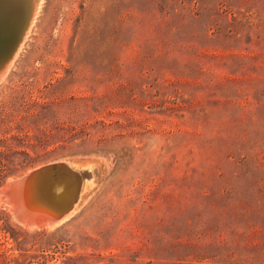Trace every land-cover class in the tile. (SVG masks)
Returning a JSON list of instances; mask_svg holds the SVG:
<instances>
[{"label": "rangeland", "instance_id": "1", "mask_svg": "<svg viewBox=\"0 0 264 264\" xmlns=\"http://www.w3.org/2000/svg\"><path fill=\"white\" fill-rule=\"evenodd\" d=\"M71 159L96 180L53 228L0 193V264H264V0H43L0 82V189Z\"/></svg>", "mask_w": 264, "mask_h": 264}, {"label": "water", "instance_id": "2", "mask_svg": "<svg viewBox=\"0 0 264 264\" xmlns=\"http://www.w3.org/2000/svg\"><path fill=\"white\" fill-rule=\"evenodd\" d=\"M37 0H15L14 11H6V2L0 1V82L3 75L15 55L19 52L27 32L31 27V23L36 13ZM10 16V21H9ZM59 162L47 163L36 169L31 170L22 176L8 181L1 189L0 193L5 201L11 205L13 215L19 223L29 225H43L52 221L49 212L40 209L22 210V201H20L19 190L20 186L26 179L41 180L44 177H53L55 172L65 173L73 180L70 184H74L73 193L76 196L79 191L80 183L77 180V175L68 170L64 166L57 164ZM56 170V171H54ZM54 171V172H53ZM85 176L88 175L84 172ZM56 178V177H55ZM68 206L67 208H69Z\"/></svg>", "mask_w": 264, "mask_h": 264}, {"label": "bare ground", "instance_id": "3", "mask_svg": "<svg viewBox=\"0 0 264 264\" xmlns=\"http://www.w3.org/2000/svg\"><path fill=\"white\" fill-rule=\"evenodd\" d=\"M0 1L6 2L7 4L6 11H9V12L14 11L15 0H0ZM37 1L38 2H37L36 13L31 23V27L34 24L35 18L43 2V0H37ZM31 2H33V0H31ZM9 21H10V16H9ZM13 61H14V58H13ZM13 61H11V63L9 64L7 71L9 70ZM6 73L3 75V78L6 75ZM97 163H98L97 161H82V160L77 161L74 159L57 163V164H60L61 166H64L65 168L72 171L78 176L77 180L79 181L80 186H79V191L77 192L76 196H74V193H73L74 184H70V182L73 179L67 176L65 173L55 172L52 178L44 177L41 180L37 179V180L32 181L30 179H26L25 181H23V183L20 186V190H19V197H20L19 199L23 203L22 210H24L25 208L40 209V210L49 212L52 218V221L50 223H44L43 225H39V226L29 225V227L30 226L32 228L37 227V229L39 228L42 229L43 227L53 228V226L55 227L56 224L57 225L58 223L60 224V222L63 219L68 217V215L72 211L74 214V209L76 212V208H77L76 205H78V202L80 203V200L84 196L83 192L89 190V187L91 185L92 186L94 185L93 183L95 179V172L93 170V166L96 165ZM84 172H87L88 175L87 176L83 175ZM85 200L86 198L84 199V201ZM68 206L70 207L67 208ZM79 208L77 209L79 210ZM21 224L28 226L26 223H21Z\"/></svg>", "mask_w": 264, "mask_h": 264}]
</instances>
